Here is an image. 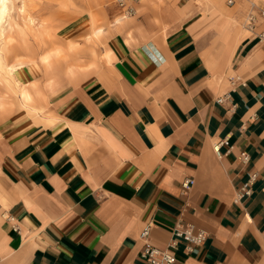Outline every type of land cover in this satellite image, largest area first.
Masks as SVG:
<instances>
[{
  "label": "crops",
  "instance_id": "0c3cea01",
  "mask_svg": "<svg viewBox=\"0 0 264 264\" xmlns=\"http://www.w3.org/2000/svg\"><path fill=\"white\" fill-rule=\"evenodd\" d=\"M108 6L60 29L79 49L50 73L30 54L16 77L35 110L0 78V264H148L143 227L165 249L178 223L205 239L175 264H264V44L246 5L142 0L119 25Z\"/></svg>",
  "mask_w": 264,
  "mask_h": 264
},
{
  "label": "rangeland",
  "instance_id": "374dc122",
  "mask_svg": "<svg viewBox=\"0 0 264 264\" xmlns=\"http://www.w3.org/2000/svg\"><path fill=\"white\" fill-rule=\"evenodd\" d=\"M12 1L13 8L10 14L19 27L15 30L13 38L14 40H12L13 42L8 43L9 46L7 45L5 63L7 67L9 65L15 66L16 70L12 74V76H10L9 74H7V68H0V78L3 79L4 83L6 84V91L8 92V94H11L12 97L16 99L17 104L20 107L22 101L19 98V94L21 90H27L33 95V92L36 89L34 81L24 83L16 77V74L19 73L25 67L26 64L35 62V59L32 58L30 54H39L38 61L41 63L44 73H46V70L47 73H50L51 69L53 70V68L55 67V58L65 56V53L77 54V51L79 49L78 44H73L70 42L66 44L67 47L65 50L61 48L63 46V43L60 39H58V33L61 32L60 29L66 25L68 26L72 24V22L80 16H89L95 10L107 9L109 7L108 4H117V0ZM22 1H25V3L27 4L24 8L25 13H23L20 8V4H22ZM252 1L264 4V0H232V3L243 6L246 5L247 11L248 6ZM25 9L27 12L25 11ZM120 10L122 11V9ZM135 15L136 13L133 16ZM27 16H31V18L33 19L32 24H29L27 22ZM96 27V20L94 17H92L91 34L84 39V42L93 43L94 40H97L94 36V29ZM16 53L27 54V56L18 55ZM91 54L92 57H95L97 55L94 50L91 51ZM11 58L12 61L9 62L8 60ZM70 66L72 67L73 65ZM15 80L18 81V84L14 82ZM4 107L7 110H13L12 101L7 99L6 103L4 104Z\"/></svg>",
  "mask_w": 264,
  "mask_h": 264
},
{
  "label": "built area",
  "instance_id": "2783aa9c",
  "mask_svg": "<svg viewBox=\"0 0 264 264\" xmlns=\"http://www.w3.org/2000/svg\"><path fill=\"white\" fill-rule=\"evenodd\" d=\"M141 0H117V5L122 9V12H126L131 17L135 14L134 5L138 4ZM228 4H232V0H228ZM258 25L264 26V7L259 6L256 2H250L246 11L243 26L244 29L252 33L257 37L258 41L264 44V31H256ZM224 98H219L218 102H222ZM223 141H219L214 144L213 149L216 153H219V149L222 146ZM239 159L246 163L249 160V156L245 152L240 153ZM255 180V175L250 177L247 184H244L240 190L236 193L235 200L242 198L243 196H249L251 193L250 186ZM192 184V180H187L183 183V189H188ZM8 220H13L9 216ZM13 230L18 231L17 226L13 225ZM150 231V225L147 224L140 232V239L143 241V247L140 251L141 259L145 260L148 264H175L176 259L173 254V249H176L179 243L185 244L187 252H195L196 249L203 243L205 239V233L194 226L189 224H176L172 230V236L168 242L167 248L160 249L148 242V236Z\"/></svg>",
  "mask_w": 264,
  "mask_h": 264
},
{
  "label": "bare ground",
  "instance_id": "6f19581e",
  "mask_svg": "<svg viewBox=\"0 0 264 264\" xmlns=\"http://www.w3.org/2000/svg\"><path fill=\"white\" fill-rule=\"evenodd\" d=\"M20 5H21V7H20L21 10L23 11V13H25L24 12V8L26 7L27 4L25 3V1H22V4H20ZM12 8H13V1L12 0H0V43H1L0 44V68H4V69L7 68V74H9L10 76H12V74L15 72L16 68H15V66H10V65L8 67L6 66L5 58H6V53H7V45H8V43L13 42L12 40H14L13 38H14L15 30L19 27L17 25V23L14 21V18L10 14ZM25 11H26V9H25ZM124 13L118 15L113 20V23L119 25L122 22H124V20L127 19L128 17H131L126 12H124ZM27 22L29 24H32L33 23V19L31 18V16H27ZM242 27L244 28L243 24H242ZM20 29H21V27H20ZM23 34H25V33H23ZM14 82L16 84H18V81L17 80H15ZM36 94L37 95L40 94V91L36 90ZM19 98L21 99L22 104L25 107L30 108V110H35L36 109L35 107L32 106L33 98L34 97L30 94L29 91H27V90H21V92L19 94Z\"/></svg>",
  "mask_w": 264,
  "mask_h": 264
}]
</instances>
